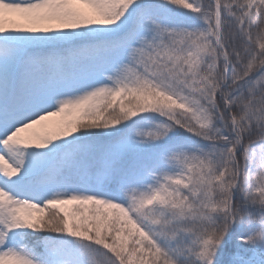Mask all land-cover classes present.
Instances as JSON below:
<instances>
[{"label": "snow or ice", "instance_id": "snow-or-ice-1", "mask_svg": "<svg viewBox=\"0 0 264 264\" xmlns=\"http://www.w3.org/2000/svg\"><path fill=\"white\" fill-rule=\"evenodd\" d=\"M0 264H264V0H0Z\"/></svg>", "mask_w": 264, "mask_h": 264}, {"label": "trees", "instance_id": "trees-1", "mask_svg": "<svg viewBox=\"0 0 264 264\" xmlns=\"http://www.w3.org/2000/svg\"><path fill=\"white\" fill-rule=\"evenodd\" d=\"M52 120H58L59 119V117H53V118H51Z\"/></svg>", "mask_w": 264, "mask_h": 264}]
</instances>
